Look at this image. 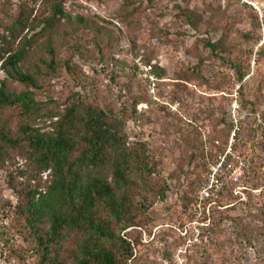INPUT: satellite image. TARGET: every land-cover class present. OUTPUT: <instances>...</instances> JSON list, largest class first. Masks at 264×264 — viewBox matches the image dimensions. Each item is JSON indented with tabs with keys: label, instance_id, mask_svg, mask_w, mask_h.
<instances>
[{
	"label": "rangeland",
	"instance_id": "obj_1",
	"mask_svg": "<svg viewBox=\"0 0 264 264\" xmlns=\"http://www.w3.org/2000/svg\"><path fill=\"white\" fill-rule=\"evenodd\" d=\"M64 9L48 27L47 0H0V46L29 40L19 67L39 86L2 61L0 79L10 92L31 90L45 111L80 102L122 115L148 164L129 190L134 222L114 227L132 253L114 246L123 264H264V0H65ZM19 17L25 30L14 28ZM26 122L19 107L0 106L13 138ZM23 145L0 139V264H38L41 252L21 206L51 176ZM77 240H64L65 264H75Z\"/></svg>",
	"mask_w": 264,
	"mask_h": 264
},
{
	"label": "trees",
	"instance_id": "obj_2",
	"mask_svg": "<svg viewBox=\"0 0 264 264\" xmlns=\"http://www.w3.org/2000/svg\"><path fill=\"white\" fill-rule=\"evenodd\" d=\"M64 1L47 0L50 14L44 22L48 27L65 15ZM28 23L19 17L14 28L25 30ZM29 46V40L14 50L0 46V61L9 67L6 71L11 77L38 87L36 75L19 67ZM49 51L54 53L53 48ZM66 67L71 70L70 65ZM238 73L242 79L241 70ZM0 106L19 107L27 119L19 128L20 139L1 126L0 139L13 146L24 144L27 161L40 171L49 170L51 176L44 189L29 191L21 206L41 249L38 264H65L62 245L71 233L78 237L75 264H123V254L118 256L114 246L127 249L126 259L132 253L114 227L120 225V231L134 222L129 190L134 177L142 175L148 164L145 152L129 142L122 115L80 102L63 112L45 111L31 90L10 92L2 79ZM43 117L51 120L48 130L32 125ZM45 222L46 229L38 226Z\"/></svg>",
	"mask_w": 264,
	"mask_h": 264
}]
</instances>
